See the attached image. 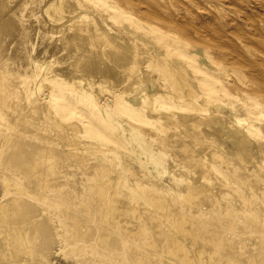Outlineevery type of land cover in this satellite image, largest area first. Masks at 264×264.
<instances>
[{"label": "rangeland", "instance_id": "obj_1", "mask_svg": "<svg viewBox=\"0 0 264 264\" xmlns=\"http://www.w3.org/2000/svg\"><path fill=\"white\" fill-rule=\"evenodd\" d=\"M98 1L104 8L118 6L131 12L134 24L131 25L132 29H125L124 34H132L130 30L138 29L149 31L156 25L164 33V43H171V38L173 42H178L174 51L185 58H191L193 70L199 74V80H196L198 83L209 80L208 75L214 74L213 67L217 64L215 60L221 59L218 55L220 53L208 45L211 37L215 38V29L209 23H215L228 33L234 30L228 23L229 17L238 18L230 11L217 10L215 0ZM229 1L232 3L231 7L238 8V11H251L253 8L248 5V0ZM72 5L67 16L82 8L75 0ZM0 7V196L7 188L2 172L18 175L15 178L25 177L18 180L19 184L39 194L38 197H28L29 199L22 195V199L28 202L25 209L29 211L27 213H31L29 220L32 219V213H35L33 222L40 226L33 235L35 245L31 252L27 255L20 254L25 264H183L179 256L186 250L174 246L176 248H171L170 251L175 250L176 253L173 251L170 254L167 251L166 242L173 236L181 242L189 243L190 254L194 258L200 253L196 249L200 245L204 246L206 251L203 257L209 262L207 249L213 246L201 242L204 237L209 236V232L200 236L201 232L191 230V234L197 238V242L193 243V236L184 237L186 235L174 225L184 220L187 228L193 227L189 220L196 221V224L199 222L206 225L211 231H225L227 239L234 235L235 239L242 241L236 245L228 244L229 247L223 246L218 257L212 259L216 263L264 264V251L259 255L264 245L257 243L264 239V183H256L263 191L252 193V190H245L241 184L249 176L241 175L238 178L236 175H226L225 178L218 179L212 175L210 183H206V180L201 182L208 189V197H205V203L196 200L198 204L192 203L188 196L182 197L175 190L184 187L183 175L192 178H198V175L191 169L194 160L189 156L180 161L171 155V151L177 149L178 137L175 135L183 132V125L179 122L171 126L165 125V120L162 121L163 125L158 118L170 117L168 110L171 107L163 103L168 101L169 94L178 100V109L187 116L185 110L190 108L188 98L199 99L204 92L202 88L199 93L189 96L177 89L172 90L166 80L156 82L161 73L146 64L140 66V72L136 76L123 83L110 76L105 79L99 76L100 78L93 80L89 78L87 70L78 69L75 64L74 55L79 51L73 44V32L65 31L64 26H69L70 22H52L45 10V0H0ZM92 11L88 9L86 15L81 17L82 23H91V19H103L104 16V20L112 28L117 27L113 18L105 13L106 10L100 11L93 7ZM255 12L252 11L251 14L258 16V26L264 28L261 18L263 13L258 10L256 15ZM198 15L210 28V35L207 38L195 34L202 44L188 45L187 33L178 29L176 24L187 19L194 20ZM197 20L194 23L197 24ZM3 23L5 26L2 27ZM243 26L247 30L245 38H251L254 45L247 48L242 41H237L234 45L229 43V48L222 52L233 48L238 49L239 53L244 49L241 54L251 59L264 75V37L261 36L260 28L253 25L250 27L248 23ZM136 36L137 39L142 38L140 34ZM224 68L234 74L218 78L221 81L216 85L217 88L236 86L238 82L244 90H253V97H259L250 98L251 102L264 103V92L260 91L255 79L243 73L244 68L234 64ZM55 75L66 79L57 81H70V85L73 81H80L83 86L91 88L93 93L87 91L89 94H85L83 90L75 88L79 86L76 84L74 88L68 84L61 85L54 79ZM69 76L73 79L68 80ZM4 92L8 93L4 96ZM145 93L150 94L149 101L142 99ZM116 96H122L123 103L116 100ZM234 96L241 97V94L234 93ZM150 101L152 106L148 105ZM153 107L163 110L155 111ZM257 119L261 121L258 125L259 132L264 134V116H257ZM76 124L78 128L75 127ZM261 149L264 151V147ZM170 164L177 165L175 174L172 173ZM212 166L218 169L221 165L214 161ZM43 171L46 173L45 177L40 175ZM40 178L48 181L51 186H39L37 182ZM105 182L109 184L104 185ZM147 185L150 187L147 188ZM258 194L261 198H254ZM11 196L15 195L8 198H12ZM154 198L157 201L160 198L158 202L167 204L168 210L155 202ZM121 201L122 204H139L135 205L134 210H128V206H120ZM52 202L54 207L51 206ZM169 206H172L171 209ZM45 207L51 210L47 211ZM87 208L92 212L83 214ZM65 213L68 216H78L76 225L67 216L64 217ZM101 214L119 217L124 224H134L127 228L121 227L120 232L119 229H114L116 222H105L107 219L102 218ZM25 218H21L15 230H11L9 226L11 220L0 219V249H7L11 238L21 232V228L25 227ZM5 222L9 224L6 225ZM122 228L129 232L142 230L145 235L127 234V231L123 233ZM112 230L114 232L111 235L100 238L101 234ZM216 236L219 237V234ZM143 240L157 241L160 250L152 251V256L151 253H145V256L135 258L137 250L134 247ZM232 245L234 247H230ZM145 248L150 251L147 245ZM125 249L131 251L126 252ZM9 253L10 250L7 249L6 255ZM9 263V260L0 262Z\"/></svg>", "mask_w": 264, "mask_h": 264}, {"label": "bare ground", "instance_id": "obj_2", "mask_svg": "<svg viewBox=\"0 0 264 264\" xmlns=\"http://www.w3.org/2000/svg\"><path fill=\"white\" fill-rule=\"evenodd\" d=\"M72 1L74 3V0H45V10L46 13L51 17L50 19L52 20V22L53 21L70 22L69 26L68 25L67 26L64 25V26L66 27L65 31L69 30L70 32H73V37H74L73 44L75 45L77 51H79L75 53L76 55H74L75 64L78 67V69L80 68L82 70H87L89 73V78L93 80H97L96 78H98L99 76L102 77L101 79H105L106 77L110 76L117 82L123 83L125 80L127 81L131 80L132 77L136 76L140 72L139 70L140 66L142 64H146L147 67L157 70L161 73L159 79H157L156 82L158 80L161 81L166 80L167 83H170L171 85L170 89L172 90L177 89L181 93L188 94V96L199 93L201 91L200 88H202V90L204 91L201 97L197 100L188 98V102L190 103V108L185 110L187 111V116H184V113L178 109L179 106V104L177 103L178 100L174 99V96L169 94L168 101H163V103L170 105L171 108H169L168 110L169 111L168 115L170 117H166L164 119L158 118L159 122L163 123V125H164V122H162L163 120L166 121L165 125L167 124L171 126L175 122H179L180 124L183 125V127H181L183 128V132L180 131L175 135L176 138L178 137L176 142L177 149L172 150L171 155L176 157L180 161L183 159V157L189 156L191 159L194 160L193 162L194 165L193 167H191V169L193 170V172H196L198 175V178H192L189 175L186 176V174L183 175L184 177L182 178H183L184 187L180 189L179 188L175 189L177 190L178 194H181L182 197L188 196L187 198L194 204L196 203L198 204L196 200H200V202L205 203V197L207 196L206 191H208V189L207 187L201 185V182L203 180H206V183H210V178L212 177V175H215L218 179L225 178L226 175H236L238 178H240L241 175H244L246 177L249 176L246 181L241 182V184H243V188L245 190L247 189L252 190V193L253 191L256 192L263 191V188L257 187L256 183L257 182L264 183V174L262 175L260 173V172L264 173V161H263L264 151L261 149V147H264V134H261L259 132L258 125L259 123H261V121L257 119V116H264V103H260L259 101L251 102L250 98L259 99V97L257 95L253 97L251 95L253 90L250 89H248L247 91L244 90L243 88H241L238 82L235 84L236 86L228 85L223 88L220 87L217 88L216 85L219 84L221 81V80H217L218 78H226L227 76L234 74L233 71L228 72L224 68L228 65L234 64L241 67L242 69L244 68L243 73L247 75V77L251 79H255L254 81L256 82L257 86L260 87L261 89L260 91L264 92V75L262 72L259 71V68L251 61V59L245 57L243 53L241 54V52H243L244 49L239 53H238V49L233 50V48L232 50L229 49L230 51H232V53L230 51L228 52L224 51V53L222 52L223 50L229 48V43L230 44L232 43V45H234L236 44L237 41H242L247 48H250L254 45L251 38L250 39L245 38L247 37L244 36L247 33L246 32L247 30L244 29L243 24L248 23L250 27L251 25H253L256 26L257 28H260L258 26L259 24L258 16H253L251 14L252 11L257 12L259 10L261 13H263L261 18L264 25V0H248L247 1L249 3L248 5H251L253 7L251 11H247V10L243 11L242 9H241L242 11L241 10L238 11V8L233 9V7H231L230 5L232 3L229 0H215L216 5H218V8L217 6L215 5L214 6L217 10L230 11L232 13H235L236 16H238V18L235 19L230 18L231 16L229 17V19L227 18L228 23L234 29L233 31L228 32L229 35L226 31H224L226 29H222L220 26L215 25V23L213 22L209 23L211 28L215 29V38L211 37V39L208 42V45L212 46L213 49H215L220 53L218 55L221 57V59H217L218 61L215 60L217 64L214 65L213 67L214 74H210V76L208 75L209 80H203V82L201 83H198V81H196L199 80V74L193 70L192 64L190 63L191 58L190 57L187 58V56L185 58L183 55L175 53L174 47L177 46L178 42H173L171 37H170L171 43H167L168 41L167 42L165 41L166 43H164L163 41L164 33H161L162 31H160L156 25H154L152 29H150L149 31L138 29V31L130 30L132 34L131 33L124 34L125 29H129L130 27L132 29L131 25L134 24L132 22V14L130 11L124 8H120L118 6L113 8H107V7L104 8L103 6H101L98 0H75L78 4L82 5L81 6L82 8L77 9L75 14L67 16L69 10L73 8ZM93 7L100 11L106 10L105 13L109 15V17L113 18L114 22L117 24V27L112 28V25L108 24L106 20H104V16L103 19L102 18L91 19L92 21L91 23H82L81 17L86 15L88 9H91L92 11ZM1 11H2V7H0V12ZM201 15H202V11H201ZM196 19H198L197 24L194 23ZM196 19L194 20L187 19L184 22H180L176 24V27L178 29H180L184 33H187L188 35L187 41L189 42L186 43L188 45L202 44V42L196 39L195 34H200L203 37L206 36L207 38L210 35L209 32L210 28L207 27V24L205 25V23L203 22L204 21L203 18L199 17L198 15V17L196 16ZM61 25L60 28L62 27ZM3 26H5V23L2 24V27ZM54 26L57 27L58 24L57 26L56 25ZM67 27H69V29H67ZM253 28L256 29L255 27ZM260 31L262 35L260 33L259 34L264 37V28H260ZM212 33L213 32L211 31V35ZM136 34H140L142 38L137 39ZM248 35L250 36V34ZM59 76L60 75H55L54 79L56 81L66 80ZM71 79L73 78L70 77L68 80ZM57 82L60 83L61 85L64 84L70 85L69 83L70 81L68 82L57 81ZM127 83L128 82H126V84ZM75 84L79 86H75ZM70 86L73 88L74 86L75 88L78 87V89H80L81 91L83 90L84 92H86L85 94H89L87 93V91L91 92L90 90L91 88L88 89L86 86H83L80 81H78V83L73 81ZM238 92H240L241 97L234 96V93H238ZM6 93L8 92H4V96ZM253 93L255 94V92ZM149 96H150L149 93H145L142 99L144 101L146 100L149 101ZM115 98L116 100H119L121 103H123L124 101V98L122 96H116ZM151 103H152L151 101L148 102V105L152 106ZM154 109L155 111L163 110L160 107ZM178 115H180L179 118L177 117ZM160 117L162 116L160 115ZM75 127L78 128V125L76 124ZM76 138L78 137L76 136ZM214 161H217L221 165L220 168L216 169L214 168V166H212ZM176 168H177L176 164H170V169L172 170L173 174H175L174 170ZM254 169H257V171ZM40 175L45 177L46 173L43 171L40 173ZM15 176L18 175L10 174L8 172L6 173L2 172V177H4V181L6 183L5 186L7 188L4 190V193L0 196V219L4 218L11 220L10 224L5 222L6 225L9 224L11 230L16 229V226L18 223H20L19 221H21V218L24 219L26 217L25 219L27 220H24L25 227L23 229L21 228V232L17 234L14 238H11V241L7 247V249L10 250L9 255H6L7 249H3V250L0 249V262L3 260H9L10 262L9 264H25L20 254L24 253L27 255L31 252L33 245H35V238H33V235L35 231H37L40 228V226L38 225L37 222H33L35 213H32V219L29 220L28 217L31 216V213H27L29 211H26L25 209L27 207L28 202L22 199L24 198L22 197V195L27 196V198L28 197L35 198L38 197L39 194L38 192L35 193L34 191L30 190L28 187L19 184L20 182L18 180L24 179L25 177L15 178ZM196 180L197 181L199 180L198 182L200 183L198 182L196 183ZM37 184L44 188L49 185V182L48 181L46 182V180L40 178ZM103 184L108 185L109 182H105ZM144 186H142V189L144 188ZM55 187L56 186L54 185L53 188ZM149 187L150 186L147 185V188ZM246 192H244L245 196L248 197V194H246ZM12 194L15 196L14 197L11 196L12 198H8ZM147 196H145V198H147ZM258 196H260V194L254 196V198L256 197L258 198ZM159 199L158 201H160ZM155 200L156 198H154V201ZM158 201L156 200L155 202ZM50 204L51 203L47 205ZM138 204L139 202L133 205L127 204L125 202L122 204L121 201L120 206L122 207L128 206V210H134L135 205ZM159 204L161 205V207L164 206L168 210L167 204L165 205H163V203L162 204L159 203ZM51 206L54 207V202H52ZM169 207H170L169 209H171L172 206ZM46 209L47 211L49 210L48 208ZM87 209L84 210V213L83 212L82 213L90 214V212H92L91 209L90 210ZM180 210L181 209H179V211ZM64 217H66L70 222H74L73 224L75 225H76L75 222L78 221L77 215L75 216L71 214L68 216L65 213ZM112 217H110L107 214L102 215V218L107 219L105 222H108L110 224L112 222L113 223L116 222L115 227L114 226L113 227L117 231L120 230V232H121L120 229L121 227L125 226L127 228L130 225L134 224L131 222H126L124 224L123 221L119 219V217L118 218H112ZM150 217L153 218L152 216ZM141 218L139 220H141ZM169 220H171V217L169 218ZM175 220L176 219H174V221ZM209 220L214 222L211 219ZM184 221L177 222V224L176 223L174 224L175 227L182 234L184 233V235H186L184 237L193 236L191 234L193 231L191 230L201 232L199 233L200 236H202V233L209 232L208 234L209 236L204 237V240L201 242L209 246L212 245L213 247L211 249H207L208 255L210 256V261H209L210 263H209L208 260H205L203 257L204 255L203 253L206 251L204 246L201 247L202 245H200V247L196 249V251L200 253L197 256V258L196 257L194 258L193 255L190 254V248L188 245L189 243L186 244L184 242H181V240L176 236L171 237L169 241L166 242L167 251H169V253L172 254V252L173 251L175 252V250L171 252L170 249L176 247L181 248L182 250H186L187 252L179 256L180 257L179 259L183 262V264H211V262L212 263L214 262V264H221L219 262L216 263L215 262L216 260H212V259L218 257V254L221 252V250L223 251L224 249L223 246L224 247L226 245L228 246V244L231 243H235V245L237 243H242V241L239 242L237 239H235L234 235L232 236L231 239H227L225 235L226 234L225 231L222 232L220 231L217 232L215 230L211 231L207 229L206 225H202L199 222L198 224H196V221L193 222H191V220H189L190 222L186 221L191 224L193 223L192 224L193 227L187 228L186 227L187 224ZM126 224L128 225L126 226ZM126 228L124 229L122 228L123 233L125 231H127L126 232L127 234L132 233V235L133 234L140 235L141 233H144L142 230H138V231L131 230L129 232ZM112 232H114V230L109 231V233L107 234L103 233L100 235V238H104V236L111 235ZM217 233L219 234V237L216 236ZM192 239L194 240L193 243L197 242V240H195L197 239L196 236H193ZM257 243L261 244V246L264 245V239L262 238L260 241H257ZM25 245H27L26 247H28V249L24 247ZM145 245L149 247L150 251L148 250V248L147 249L145 248ZM230 247H234V246L232 245ZM134 248L135 250H137L135 258L138 257L141 258L145 256V253L150 254L154 250H158V251L160 250L157 241L153 242L151 240L140 241V244L138 243L137 245H135ZM126 250L127 249H125V251ZM130 251L131 250H129V252ZM263 251L264 248L260 250L259 255H261ZM229 254L230 253H228V255ZM150 255L152 256L153 254L151 253ZM252 256L254 257L255 255L253 254ZM195 259L199 261V263L195 261Z\"/></svg>", "mask_w": 264, "mask_h": 264}]
</instances>
